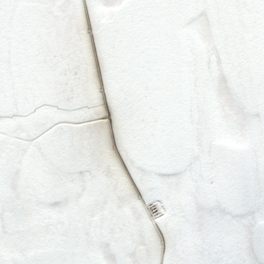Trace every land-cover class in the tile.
Returning a JSON list of instances; mask_svg holds the SVG:
<instances>
[{"label":"snow or ice","instance_id":"snow-or-ice-1","mask_svg":"<svg viewBox=\"0 0 264 264\" xmlns=\"http://www.w3.org/2000/svg\"><path fill=\"white\" fill-rule=\"evenodd\" d=\"M0 264H264V0H0Z\"/></svg>","mask_w":264,"mask_h":264}]
</instances>
